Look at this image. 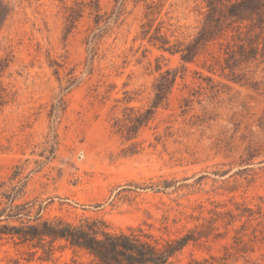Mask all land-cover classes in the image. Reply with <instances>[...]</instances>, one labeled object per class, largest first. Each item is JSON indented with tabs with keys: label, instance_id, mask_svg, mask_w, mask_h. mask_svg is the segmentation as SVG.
<instances>
[{
	"label": "rangeland",
	"instance_id": "obj_1",
	"mask_svg": "<svg viewBox=\"0 0 264 264\" xmlns=\"http://www.w3.org/2000/svg\"><path fill=\"white\" fill-rule=\"evenodd\" d=\"M90 222L264 264V0H0V264Z\"/></svg>",
	"mask_w": 264,
	"mask_h": 264
},
{
	"label": "trees",
	"instance_id": "obj_2",
	"mask_svg": "<svg viewBox=\"0 0 264 264\" xmlns=\"http://www.w3.org/2000/svg\"><path fill=\"white\" fill-rule=\"evenodd\" d=\"M30 234V233H28ZM64 238L70 247L83 251L89 264H166L174 252L169 246L158 247L142 229L111 232L97 223L66 224L61 233H42Z\"/></svg>",
	"mask_w": 264,
	"mask_h": 264
}]
</instances>
